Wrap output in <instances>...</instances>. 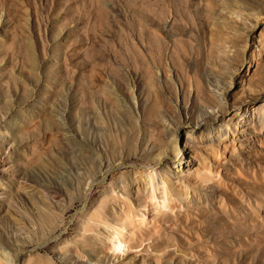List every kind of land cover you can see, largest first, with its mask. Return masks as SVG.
I'll list each match as a JSON object with an SVG mask.
<instances>
[{
    "label": "rangeland",
    "instance_id": "1",
    "mask_svg": "<svg viewBox=\"0 0 264 264\" xmlns=\"http://www.w3.org/2000/svg\"><path fill=\"white\" fill-rule=\"evenodd\" d=\"M0 264H264V0H0Z\"/></svg>",
    "mask_w": 264,
    "mask_h": 264
},
{
    "label": "bare ground",
    "instance_id": "2",
    "mask_svg": "<svg viewBox=\"0 0 264 264\" xmlns=\"http://www.w3.org/2000/svg\"><path fill=\"white\" fill-rule=\"evenodd\" d=\"M220 92V94H222V98L224 99L225 98V96H224V94H223V90L222 91H219ZM205 124V122L203 121V122H201V123H198L197 125V128H201L203 125ZM175 132H177V131H174L170 136V138H172V139H170V141H171V145H172V149H173V151L175 152L176 151V148H177V133H175ZM185 133L187 134V138L188 139H193L194 141L196 140L195 139V135L193 134V131L191 130V129H186V127H185ZM193 158H194V156H193ZM177 160H179V158L177 159ZM178 162V161H177ZM158 164L157 165H155L154 166V168H149L150 170L148 171V173H147V176L149 177V178H152L151 177V174H157V168H158ZM160 168V167H159ZM160 176H161V179H162V181L163 182H165V183H169L170 181H169V178L167 177V175L165 174V172L164 171H162V172H160ZM91 185H92V183H91V179L90 180H87V182H86V184H85V188H84V198L85 199H87V195H88V191L90 190V187H91ZM147 193V192H146ZM164 204V203H163ZM169 212V211H168ZM18 252V251H17Z\"/></svg>",
    "mask_w": 264,
    "mask_h": 264
}]
</instances>
